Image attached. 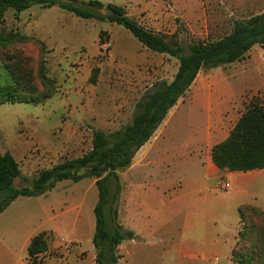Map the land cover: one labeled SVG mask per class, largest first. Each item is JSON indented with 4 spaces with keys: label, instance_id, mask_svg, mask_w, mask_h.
Segmentation results:
<instances>
[{
    "label": "rangeland",
    "instance_id": "1",
    "mask_svg": "<svg viewBox=\"0 0 264 264\" xmlns=\"http://www.w3.org/2000/svg\"><path fill=\"white\" fill-rule=\"evenodd\" d=\"M98 1L124 8L140 27L177 42L183 55L194 45L229 36L236 22L264 11L262 1L252 5L253 0ZM98 14L102 20L82 19L58 6L40 5L5 14L0 34L17 37L11 45H0V86L13 84L15 66H31L35 74L37 66H44L57 89L42 104L0 105V152L12 155L21 172L15 190H29L41 172L91 152L95 130L114 134L125 128L143 96L158 83L170 84L179 70V57L149 50L112 21L110 11ZM235 74L232 67L223 66L202 70L197 80ZM246 97L245 105L262 102L260 95ZM95 182L94 178L61 181L44 195L20 196L12 202L0 213V264H27L25 242L41 233L52 249L44 264H96L91 240L98 202ZM119 184L121 192L113 207L118 213L142 203L132 192L142 186V151L129 169L119 173ZM110 187L114 195L115 181ZM117 222L121 223L119 215ZM138 226L142 228V223ZM70 241L81 244L73 251ZM129 246V263L121 264H142V239L136 244L129 241Z\"/></svg>",
    "mask_w": 264,
    "mask_h": 264
},
{
    "label": "trees",
    "instance_id": "2",
    "mask_svg": "<svg viewBox=\"0 0 264 264\" xmlns=\"http://www.w3.org/2000/svg\"><path fill=\"white\" fill-rule=\"evenodd\" d=\"M34 5L46 8L58 6L82 19H103L99 10L112 13L111 20L129 30L145 47L160 54L180 58L179 70L170 84L158 83L145 94L136 107L129 125L108 134L93 132V149L81 158L66 161L41 172L29 190H15L13 184L20 177L17 161L10 154L0 152V213L18 197H38L53 189L58 182L84 178L96 179L99 201L94 209L96 231L93 244L97 251L96 264H118L119 245L134 238V234L117 222L114 209L120 192L119 173L130 168L139 149L147 143L168 112L191 88L204 69H216L241 61L255 45L264 46V12L248 21L236 22L232 33L217 41L197 44L183 55L177 42H169L159 34L148 31L130 17L124 8L105 6L98 0L79 3L77 0H0V25L6 12L21 13ZM14 35L0 34V45L16 42ZM26 40V38H22ZM19 55V54H18ZM21 61V60H19ZM13 84L0 86L2 104H42L50 100L57 89L44 66H15L11 70ZM214 164L230 172H250L264 169V103L251 102L231 130L228 138L212 149ZM87 170L85 174L81 171ZM115 181V194L111 182ZM241 227L238 232L232 261L234 264H264V210L253 205L239 209ZM49 252L47 235L41 233L31 239L28 246V264H44Z\"/></svg>",
    "mask_w": 264,
    "mask_h": 264
},
{
    "label": "crops",
    "instance_id": "3",
    "mask_svg": "<svg viewBox=\"0 0 264 264\" xmlns=\"http://www.w3.org/2000/svg\"><path fill=\"white\" fill-rule=\"evenodd\" d=\"M259 1L264 5V0L252 5ZM226 66L235 77L196 78L135 154L142 151V186L132 192L142 203L117 213L119 224L136 237L119 245L118 264L129 263V241L137 239H142V264H234L240 207L264 210V169L230 172L212 158L213 147L228 138L245 111L247 94L260 95L264 103V46L255 45L241 61ZM223 183L229 188L224 190ZM33 237L25 242L27 250ZM70 244L74 251L81 243ZM48 246L46 257L50 241Z\"/></svg>",
    "mask_w": 264,
    "mask_h": 264
},
{
    "label": "built area",
    "instance_id": "4",
    "mask_svg": "<svg viewBox=\"0 0 264 264\" xmlns=\"http://www.w3.org/2000/svg\"><path fill=\"white\" fill-rule=\"evenodd\" d=\"M222 188L224 190L228 189L229 188V184L228 183H223Z\"/></svg>",
    "mask_w": 264,
    "mask_h": 264
}]
</instances>
